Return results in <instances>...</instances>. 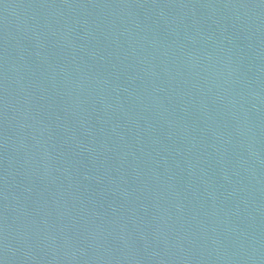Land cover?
<instances>
[{"label":"water","instance_id":"obj_1","mask_svg":"<svg viewBox=\"0 0 264 264\" xmlns=\"http://www.w3.org/2000/svg\"><path fill=\"white\" fill-rule=\"evenodd\" d=\"M0 264H264V0H0Z\"/></svg>","mask_w":264,"mask_h":264}]
</instances>
